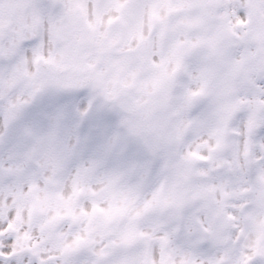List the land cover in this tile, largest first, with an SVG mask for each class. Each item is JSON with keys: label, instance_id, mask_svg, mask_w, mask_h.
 I'll return each mask as SVG.
<instances>
[{"label": "snow or ice", "instance_id": "obj_1", "mask_svg": "<svg viewBox=\"0 0 264 264\" xmlns=\"http://www.w3.org/2000/svg\"><path fill=\"white\" fill-rule=\"evenodd\" d=\"M0 264H264V0H0Z\"/></svg>", "mask_w": 264, "mask_h": 264}]
</instances>
